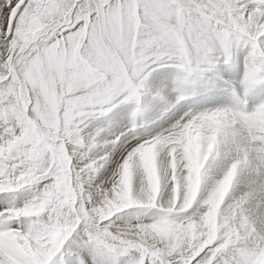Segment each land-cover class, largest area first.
<instances>
[{
    "label": "snow or ice",
    "instance_id": "6c2138e0",
    "mask_svg": "<svg viewBox=\"0 0 264 264\" xmlns=\"http://www.w3.org/2000/svg\"><path fill=\"white\" fill-rule=\"evenodd\" d=\"M260 85L264 0H0V264H264Z\"/></svg>",
    "mask_w": 264,
    "mask_h": 264
},
{
    "label": "bare ground",
    "instance_id": "6f19581e",
    "mask_svg": "<svg viewBox=\"0 0 264 264\" xmlns=\"http://www.w3.org/2000/svg\"><path fill=\"white\" fill-rule=\"evenodd\" d=\"M245 55H246V53L243 50H239L235 53V56L237 58L235 57L236 67H234V68H229L228 65H224V64L217 65V67L214 71L219 74L220 83L222 86H224V81H227V80L239 81L241 79V77L243 75V71H244V57H245ZM163 71H167V70H163ZM207 74L210 75L211 73H207ZM223 91H225L224 88H223ZM220 93H222V92L219 91V93H217L215 95V97H214L215 103L225 104L224 100L222 98H220L222 96V95H220ZM262 96H264V85L258 86V89L255 93V96H253L252 99L250 97L248 98V107L251 108L254 104L258 103L259 99ZM226 102H228V100ZM206 106H211V105H206ZM191 147H192L193 152H195L196 146L193 144V145H191ZM148 157L150 158V152H148ZM159 230L166 232L168 229L166 227L162 226Z\"/></svg>",
    "mask_w": 264,
    "mask_h": 264
},
{
    "label": "rangeland",
    "instance_id": "374dc122",
    "mask_svg": "<svg viewBox=\"0 0 264 264\" xmlns=\"http://www.w3.org/2000/svg\"><path fill=\"white\" fill-rule=\"evenodd\" d=\"M235 57H236V56H235ZM236 58H237V57H236ZM235 67H236V65H235ZM205 75L207 76L208 74L206 73ZM210 75H211V74H210ZM221 86H222V85H221ZM223 88H224V86H222V87H221V90H220V91L222 92V93H220V95H222L220 98H222V99L224 100L225 104H226V103H229V102L231 103V97H230V95L228 94L227 91H223ZM218 93H219V92H218ZM225 93H226V94H225ZM253 96H255V94H254V95H251L250 98L252 99ZM225 100H226V101L228 100V102H226Z\"/></svg>",
    "mask_w": 264,
    "mask_h": 264
}]
</instances>
